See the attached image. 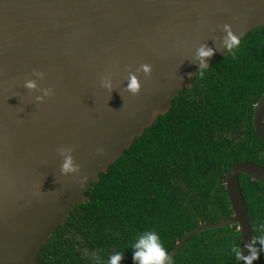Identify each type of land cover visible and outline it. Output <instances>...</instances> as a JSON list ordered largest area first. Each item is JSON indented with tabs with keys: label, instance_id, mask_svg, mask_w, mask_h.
<instances>
[{
	"label": "water",
	"instance_id": "water-1",
	"mask_svg": "<svg viewBox=\"0 0 264 264\" xmlns=\"http://www.w3.org/2000/svg\"><path fill=\"white\" fill-rule=\"evenodd\" d=\"M226 23L240 37L263 25L264 0H0V264H35L39 247L84 201L89 183L191 84L199 68L191 62L196 49L217 48ZM226 53L218 49L207 63ZM141 64L152 72L138 73L142 87L134 96L124 90L126 77ZM34 69L44 78L33 76ZM107 74L111 93L100 83ZM26 79L55 95L36 101L43 93L26 89ZM263 116L264 89L251 109L264 146ZM59 146L74 148L88 176L82 187L74 174H61ZM239 172L264 182V165L232 162L223 179L230 216L186 230L170 257L192 233L230 224H236L243 255L249 254L244 244L251 242V225Z\"/></svg>",
	"mask_w": 264,
	"mask_h": 264
},
{
	"label": "trees",
	"instance_id": "trees-1",
	"mask_svg": "<svg viewBox=\"0 0 264 264\" xmlns=\"http://www.w3.org/2000/svg\"><path fill=\"white\" fill-rule=\"evenodd\" d=\"M233 58L212 59L200 78L178 89L120 156L108 163L41 245L35 264H95L123 252L134 264L132 245L155 231L167 252L199 222L230 216L224 172L236 160L264 165V146L251 125L253 103L264 89V24L248 30ZM264 124V116H263ZM251 237L264 235V182L237 174ZM236 224L198 230L172 255L173 264H239ZM260 248L259 243L256 244ZM253 264H264V251Z\"/></svg>",
	"mask_w": 264,
	"mask_h": 264
},
{
	"label": "clouds",
	"instance_id": "clouds-1",
	"mask_svg": "<svg viewBox=\"0 0 264 264\" xmlns=\"http://www.w3.org/2000/svg\"><path fill=\"white\" fill-rule=\"evenodd\" d=\"M234 19H238V17H234ZM221 30L223 33H225V35L216 38L218 41L217 48L214 49L208 47L207 44H200L191 60L192 63H199V68L195 75H198L200 78L205 76V72L209 66L207 63L208 59L213 57L218 49H227L228 55H231L233 58H235L237 55V51L241 45L240 36L234 32L231 24H223L221 26ZM141 72L145 76H150L152 72L151 65L141 64L135 69L134 72L128 71L127 73V86L124 90L130 92L134 96L139 94L142 87L138 76V73ZM32 75L43 79L45 73L43 71L34 69ZM100 83L101 86L108 89L110 93L114 90L110 74L102 76ZM24 87L30 92L41 91L43 93L42 95H37L35 97L36 101L38 102H43L45 97L55 95L51 87L41 89L38 85L37 79H26ZM73 151L74 148L71 146L57 147V154L63 158L60 172L65 176L74 174L76 177V182L82 187L84 183L88 181V176L86 174H81V165L75 161L74 156L72 155ZM97 153L106 154L103 148H98ZM37 187L39 189L42 187V185H38ZM257 228L262 233H264V223L254 226L253 231H256ZM257 242L259 243L260 248L256 247ZM244 247L248 249V255H243L239 245L233 246L231 251L238 261L243 260L245 264H253V261L259 259L260 252L264 251V235L252 237L251 242L244 244ZM132 249V259L134 264H173L172 258L169 256L167 250L163 247L160 236L154 230L146 231L140 234L133 243ZM123 258L124 253L117 252L108 258L106 264H120ZM94 259L95 264H105V262L102 261L100 255H96Z\"/></svg>",
	"mask_w": 264,
	"mask_h": 264
}]
</instances>
